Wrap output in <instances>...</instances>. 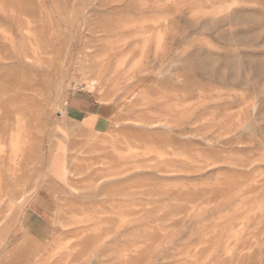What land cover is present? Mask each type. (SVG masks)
<instances>
[{"label": "rangeland", "instance_id": "1", "mask_svg": "<svg viewBox=\"0 0 264 264\" xmlns=\"http://www.w3.org/2000/svg\"><path fill=\"white\" fill-rule=\"evenodd\" d=\"M0 264H264V0H0Z\"/></svg>", "mask_w": 264, "mask_h": 264}, {"label": "crops", "instance_id": "2", "mask_svg": "<svg viewBox=\"0 0 264 264\" xmlns=\"http://www.w3.org/2000/svg\"><path fill=\"white\" fill-rule=\"evenodd\" d=\"M111 110V104L97 100L90 90L74 91L66 101L61 127L76 125L82 130H93L111 114ZM51 177L59 182L52 173Z\"/></svg>", "mask_w": 264, "mask_h": 264}]
</instances>
